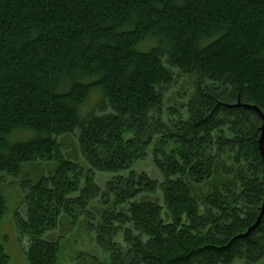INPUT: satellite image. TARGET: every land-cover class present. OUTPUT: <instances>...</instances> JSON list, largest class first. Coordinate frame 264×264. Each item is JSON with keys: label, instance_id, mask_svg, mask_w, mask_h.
Listing matches in <instances>:
<instances>
[{"label": "trees", "instance_id": "16d2710c", "mask_svg": "<svg viewBox=\"0 0 264 264\" xmlns=\"http://www.w3.org/2000/svg\"><path fill=\"white\" fill-rule=\"evenodd\" d=\"M94 90L99 112L79 116ZM259 112L264 0H0V176L46 170L14 214L29 264H55L45 233L86 208L110 264H259Z\"/></svg>", "mask_w": 264, "mask_h": 264}, {"label": "rangeland", "instance_id": "374dc122", "mask_svg": "<svg viewBox=\"0 0 264 264\" xmlns=\"http://www.w3.org/2000/svg\"><path fill=\"white\" fill-rule=\"evenodd\" d=\"M154 44L155 41L153 40L149 42L145 41L139 44L137 48L140 51H145ZM100 97L101 94L98 90L92 91L87 102L79 109V116L83 117L91 112H99L96 105L100 101ZM35 136L36 134L32 130H17L7 135L6 140L8 143H14L29 140ZM62 143L65 155L79 157L74 136L71 135L63 138ZM22 167V176H19L17 179H11L3 175L0 176V190L3 191L1 189L2 186L6 189V193H4L6 211L0 220V239L4 236L6 237L3 245L5 252L9 256L7 264H29L24 253L25 241H20L17 237L14 214L15 212H19L20 215H24L23 200L26 193L24 189L26 183L23 181L30 178L34 182L41 174L46 175L45 169H43V173L40 170H34L35 168L41 169L42 166H35L33 169L30 164L24 163ZM137 169L152 170L153 173V167L148 161L140 163ZM112 175V172L96 171L94 177L102 185ZM92 206L90 204L91 208ZM73 214L75 215L74 218L61 215L58 219L57 227L45 233L46 238L57 239L59 242L55 264H110V252L104 250L96 242V230L93 228L95 223L93 219L94 211L86 208L83 212L77 211ZM118 233L119 237L120 232ZM259 264H264V260Z\"/></svg>", "mask_w": 264, "mask_h": 264}, {"label": "water", "instance_id": "95a60500", "mask_svg": "<svg viewBox=\"0 0 264 264\" xmlns=\"http://www.w3.org/2000/svg\"><path fill=\"white\" fill-rule=\"evenodd\" d=\"M259 115L262 118L263 124L261 126V136H260V139H259V145H258V147H259L260 153H261V155L263 156V159H264V152H263V147H262L263 138H264V115L261 114V113Z\"/></svg>", "mask_w": 264, "mask_h": 264}]
</instances>
